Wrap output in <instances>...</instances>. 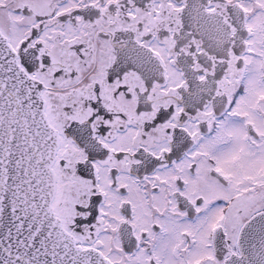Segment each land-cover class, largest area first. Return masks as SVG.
Returning <instances> with one entry per match:
<instances>
[{"label": "snow or ice", "instance_id": "6c2138e0", "mask_svg": "<svg viewBox=\"0 0 264 264\" xmlns=\"http://www.w3.org/2000/svg\"><path fill=\"white\" fill-rule=\"evenodd\" d=\"M0 264H264V0H0Z\"/></svg>", "mask_w": 264, "mask_h": 264}]
</instances>
